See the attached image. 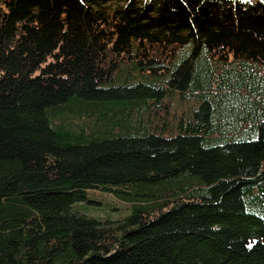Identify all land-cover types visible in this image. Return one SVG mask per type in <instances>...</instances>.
<instances>
[{"label":"trees","instance_id":"trees-1","mask_svg":"<svg viewBox=\"0 0 264 264\" xmlns=\"http://www.w3.org/2000/svg\"><path fill=\"white\" fill-rule=\"evenodd\" d=\"M0 264H264V0H0Z\"/></svg>","mask_w":264,"mask_h":264},{"label":"rangeland","instance_id":"rangeland-1","mask_svg":"<svg viewBox=\"0 0 264 264\" xmlns=\"http://www.w3.org/2000/svg\"><path fill=\"white\" fill-rule=\"evenodd\" d=\"M85 203L89 214L108 215L114 219L129 213L132 208L130 201L119 198L111 191L97 188L88 190ZM80 208L86 210L83 206Z\"/></svg>","mask_w":264,"mask_h":264}]
</instances>
